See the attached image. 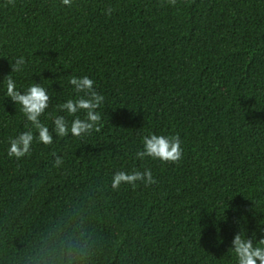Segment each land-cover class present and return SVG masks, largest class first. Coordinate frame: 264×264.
Listing matches in <instances>:
<instances>
[{
  "label": "trees",
  "instance_id": "trees-1",
  "mask_svg": "<svg viewBox=\"0 0 264 264\" xmlns=\"http://www.w3.org/2000/svg\"><path fill=\"white\" fill-rule=\"evenodd\" d=\"M20 57L17 90L48 91L50 131L88 76L101 132L10 158V138L38 135L6 95ZM150 134L179 135L182 160L136 159ZM133 169L156 183L111 188ZM261 227L264 0H0V264H237L235 234Z\"/></svg>",
  "mask_w": 264,
  "mask_h": 264
},
{
  "label": "clouds",
  "instance_id": "clouds-1",
  "mask_svg": "<svg viewBox=\"0 0 264 264\" xmlns=\"http://www.w3.org/2000/svg\"><path fill=\"white\" fill-rule=\"evenodd\" d=\"M63 6L71 7L73 0H61ZM8 3L14 5V0H8ZM168 3L175 6L176 0H168ZM114 9L105 10V15L111 16ZM26 61L24 57H20L10 65L11 71L3 79L6 82V95L14 105H20L21 111L26 117V128L31 126L38 133L34 136L31 130L20 133L15 138H10L8 156L17 160L31 155V146L36 140L45 146L53 143V132L61 138L71 136L80 138L83 135H90L93 131L99 133L103 128L102 117L99 111L101 105L105 101V97L100 94L94 87V81L88 76L77 77L71 76L69 84L73 86L76 93L75 99H68L59 105L61 112H66L68 116L73 117L70 127L69 121L65 116H55L53 120L52 131L41 122L40 117L50 106L51 97L48 91L41 86V83H33L23 93L17 90L15 80L11 73H19L23 70ZM83 113V118L79 115ZM51 117V114H49ZM55 155V153H53ZM136 159L144 160L150 157L154 160L158 159L162 163L178 164L183 158V149L181 147V139L179 135L164 136L150 134L143 137V150H138L135 154ZM63 164L61 157L56 156L54 167H60ZM137 182H142L145 186H151L156 183L150 169L143 172L133 169L131 173L118 171L114 174L111 181V188L119 190L121 185H131L133 188L137 186ZM261 238L256 239V233L253 232L249 238L245 237L239 231L235 234L229 250L235 253L237 264H264V227L260 228Z\"/></svg>",
  "mask_w": 264,
  "mask_h": 264
}]
</instances>
